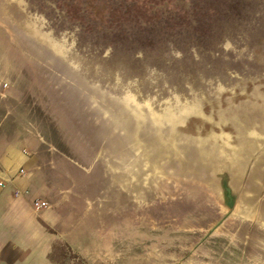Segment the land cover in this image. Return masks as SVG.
I'll list each match as a JSON object with an SVG mask.
<instances>
[{
	"label": "rangeland",
	"instance_id": "374dc122",
	"mask_svg": "<svg viewBox=\"0 0 264 264\" xmlns=\"http://www.w3.org/2000/svg\"><path fill=\"white\" fill-rule=\"evenodd\" d=\"M0 22V56L36 77L50 172L103 235L88 250L264 264V0H0Z\"/></svg>",
	"mask_w": 264,
	"mask_h": 264
},
{
	"label": "crops",
	"instance_id": "0c3cea01",
	"mask_svg": "<svg viewBox=\"0 0 264 264\" xmlns=\"http://www.w3.org/2000/svg\"><path fill=\"white\" fill-rule=\"evenodd\" d=\"M8 33L0 22V49ZM19 45L14 44L16 55ZM18 57L0 56V264H56L51 255L59 244L85 264H104V251L88 250V243L96 245L103 235L98 224L89 225V209L77 199L81 194L66 187L65 174L50 172L56 159L32 117L38 93L30 85L36 77L25 75ZM35 201L47 207L36 210Z\"/></svg>",
	"mask_w": 264,
	"mask_h": 264
},
{
	"label": "bare ground",
	"instance_id": "6f19581e",
	"mask_svg": "<svg viewBox=\"0 0 264 264\" xmlns=\"http://www.w3.org/2000/svg\"><path fill=\"white\" fill-rule=\"evenodd\" d=\"M126 111L128 110L125 107L120 106L118 110L115 112L116 113L115 116H117L116 118H118V123H119L118 125L127 129L128 137L130 138V137H134L135 135L134 130H133L135 125L133 126V124L127 121L128 114Z\"/></svg>",
	"mask_w": 264,
	"mask_h": 264
},
{
	"label": "built area",
	"instance_id": "2783aa9c",
	"mask_svg": "<svg viewBox=\"0 0 264 264\" xmlns=\"http://www.w3.org/2000/svg\"><path fill=\"white\" fill-rule=\"evenodd\" d=\"M20 173L23 174V170H20ZM33 205L36 210L44 209L47 207V204L42 201H35Z\"/></svg>",
	"mask_w": 264,
	"mask_h": 264
}]
</instances>
